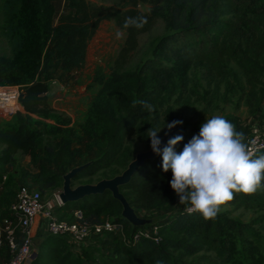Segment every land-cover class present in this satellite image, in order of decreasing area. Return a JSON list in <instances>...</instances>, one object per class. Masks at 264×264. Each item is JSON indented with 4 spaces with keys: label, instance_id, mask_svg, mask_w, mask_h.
I'll return each mask as SVG.
<instances>
[{
    "label": "trees",
    "instance_id": "1",
    "mask_svg": "<svg viewBox=\"0 0 264 264\" xmlns=\"http://www.w3.org/2000/svg\"><path fill=\"white\" fill-rule=\"evenodd\" d=\"M64 1L65 11L56 20L52 0H0V36L9 47L8 54H0V84L29 85L37 76H47L55 70L66 73L80 70L89 41L102 21L113 20L118 29L126 32L122 58L134 49L137 36L149 31L157 20H162L169 30L157 43L154 56L133 70L118 67L107 77L99 70L96 72L94 82L100 86L101 99L92 109L96 129L87 133L94 156L77 166L86 164L73 182L112 167L126 169L135 155L127 143L131 140L150 143L139 127L142 115L149 109L134 102H146L153 109L165 93L185 88L187 80L183 73L174 77L180 74L179 67L202 66L210 84L216 78L236 82V76L225 65L233 63L245 79L247 105L252 114L256 113L264 96V0H117V5L105 7L87 0ZM139 4L150 5V11L141 12ZM202 15L207 19L196 21ZM137 16L147 19L142 28H122L126 17ZM40 92L33 85L26 90V96H22L26 112L35 110L33 102ZM20 117L23 119L18 126L0 129V167L22 151L33 162L37 158L43 162L38 177L40 192L60 188L63 175L57 169L68 171L72 166L76 155L75 133L57 128L59 138L44 143L36 130L28 127L27 118ZM225 118L247 139L248 129L234 117ZM164 119L168 123L176 120L171 108L164 111ZM199 129L200 125L185 123L174 135L183 136L175 150L180 152ZM160 164L159 155L145 162L122 188L137 214L165 209L176 201L177 196L169 186L172 174L163 172ZM116 174L112 172V176ZM14 193L0 191L1 213L7 212ZM227 204L243 210H264V189L253 194L237 193ZM72 210H81L90 224L109 216L129 227L120 217V204L109 192L58 206L56 213L63 219ZM158 224L161 236L158 244L148 239L126 244L121 239L95 237L92 245L78 255L70 252L61 239L47 236L40 241L38 256L31 264H239L235 259L237 245L253 249L257 254L254 262L264 264V237L259 232L264 231V214L242 224L229 218L226 212L205 221L199 214L178 208L169 219ZM105 249L113 252H103L102 260L90 257L91 253Z\"/></svg>",
    "mask_w": 264,
    "mask_h": 264
},
{
    "label": "rangeland",
    "instance_id": "2",
    "mask_svg": "<svg viewBox=\"0 0 264 264\" xmlns=\"http://www.w3.org/2000/svg\"><path fill=\"white\" fill-rule=\"evenodd\" d=\"M87 1L104 7L117 5V0ZM52 2L56 11L55 19H57V16L62 14L61 11H64L65 8L62 9V0H53ZM150 8V5L147 4L138 5V9L141 12H149ZM206 19L207 16L202 15L197 17L196 21H205ZM118 30L121 33L119 38L116 36ZM168 33L169 30L166 28L165 23L160 19L157 20L149 31L137 36L134 49L122 58L120 57V52L126 46V32L118 29L113 20L102 21L99 29L89 41L83 67L80 70H72L68 73L55 70L47 76H37L32 84L22 85V95L19 100L20 111L12 116L0 115V129L18 126L23 119L20 116H25L28 127L31 130H36L37 135L44 143L59 138L61 133L56 130L57 128H61L64 131L71 129L76 136L73 143L76 155L68 171L92 159L94 155L91 151L87 133L96 129L97 123L92 116V109L101 99L100 86L94 82L96 72L99 70L101 74L107 77L118 67L123 70H133L146 59L154 56L157 43ZM8 53V43L0 36V54ZM225 65L226 70L236 76V82L231 78L222 80L216 78L215 81L208 84L206 72L202 66L192 65L186 69L179 67L181 70L179 69L177 72L180 74L174 77H179L182 72L187 80L186 87L175 89L173 94L165 93L159 105L152 110L145 111L139 122L140 129L147 135L149 128L157 130L161 128L157 133L161 139L166 132H169L166 127L169 123L164 119V111L167 108H171L176 120L183 121V123L201 125L206 118H211L213 115H222L236 118L243 128L253 126L256 114H252L253 111L247 105L245 79L233 63L226 62ZM175 66L178 67L179 65L175 63ZM31 85L39 87L41 92L36 94L37 99L33 102L35 110L30 113L24 109L22 96H26L25 92ZM127 146L134 154L150 149V143H140L136 140L129 141ZM42 164L43 162L40 158L33 162L30 156L22 151H17L12 161L0 167V173L5 172L7 174V180L2 190L14 193L19 185H27L40 192L38 177L39 168ZM57 171L62 175L68 172L61 167ZM113 171H116V175H118L123 170L112 167V169L98 173L90 178L73 182L72 185L76 187L82 184H96L100 180L114 177L112 176ZM60 191L61 187L43 190L40 193L44 201L52 202L54 194ZM182 206L184 205L179 204V198L177 197L176 201L165 209L151 212L139 211L138 216L145 219H155L156 222L162 223ZM223 212H226L229 218L242 224H247L255 217L264 214V210L237 209L230 204L221 206L219 213ZM102 219L111 220L112 218L102 216ZM259 232L264 237V231L259 230ZM41 237L36 239V244L40 243ZM107 237H111L113 240L121 238L117 234L107 235ZM100 239L103 240V238ZM94 241L93 239L91 245ZM103 252L112 253L113 251L105 249L98 252L97 250L91 253L93 255L90 254V257L92 256L94 260H102ZM256 257L257 254L250 247L242 248L237 245L235 259L239 264H257V262H254ZM251 258L253 259L251 260Z\"/></svg>",
    "mask_w": 264,
    "mask_h": 264
},
{
    "label": "clouds",
    "instance_id": "3",
    "mask_svg": "<svg viewBox=\"0 0 264 264\" xmlns=\"http://www.w3.org/2000/svg\"><path fill=\"white\" fill-rule=\"evenodd\" d=\"M146 17H126L122 28H142ZM120 31L116 33L117 38ZM142 103L152 110L151 105ZM183 121L174 120L167 124L170 131ZM160 129L149 128L147 137L152 152L161 157L163 172H171L169 186L186 205L190 214H199L203 220H214L221 206L234 199L235 194H253L264 189V154L250 147L245 134L222 115L206 118L199 133L183 146L180 152L175 146L183 140L176 135L161 148L157 135ZM167 135V132L165 133Z\"/></svg>",
    "mask_w": 264,
    "mask_h": 264
},
{
    "label": "built area",
    "instance_id": "4",
    "mask_svg": "<svg viewBox=\"0 0 264 264\" xmlns=\"http://www.w3.org/2000/svg\"><path fill=\"white\" fill-rule=\"evenodd\" d=\"M22 85L0 84V115L12 116L20 111L19 100ZM254 124L248 129L246 141L264 153V97L257 107ZM7 180L5 172L0 173V191ZM60 193V192H59ZM52 202L44 201L41 193L27 185L15 190L7 212L0 217V264H31L38 256L35 241L50 236L61 239L68 250L76 255L87 249L95 237L105 240L107 235L117 234L126 244H135L148 239L158 244L161 240L158 222L142 228H128L112 220L90 224L81 210H72L59 219L56 208L62 206L58 195ZM188 212L187 206H182ZM105 237V238H104ZM112 239L111 237H109Z\"/></svg>",
    "mask_w": 264,
    "mask_h": 264
},
{
    "label": "water",
    "instance_id": "5",
    "mask_svg": "<svg viewBox=\"0 0 264 264\" xmlns=\"http://www.w3.org/2000/svg\"><path fill=\"white\" fill-rule=\"evenodd\" d=\"M185 125L182 123L176 128L167 132L161 138L160 147L163 148L167 140L173 137ZM154 154L151 148L147 151L139 152L134 155L133 160L127 165L120 174L110 178L98 181L96 184H82L73 187V178L78 171H80L86 164L72 168L65 175L62 176L61 191L58 195L61 205L78 202L89 196L102 195L109 192L112 198L121 206L120 217L124 219L132 228H142L152 225L156 222L155 219H145L138 216L136 211L130 206L129 202L122 193V188L125 187L131 180L132 176L138 169L147 161L154 159Z\"/></svg>",
    "mask_w": 264,
    "mask_h": 264
},
{
    "label": "crops",
    "instance_id": "6",
    "mask_svg": "<svg viewBox=\"0 0 264 264\" xmlns=\"http://www.w3.org/2000/svg\"><path fill=\"white\" fill-rule=\"evenodd\" d=\"M52 1H53V0H52ZM62 4H63L62 9H63V8H65V1H64V0H62ZM64 11H65V10H64ZM64 11L62 10L61 13L63 14ZM62 14H59V16L62 15ZM59 16H57V19L59 18ZM57 19H56V20H57ZM3 215H4V213H1V212H0V217H2Z\"/></svg>",
    "mask_w": 264,
    "mask_h": 264
}]
</instances>
